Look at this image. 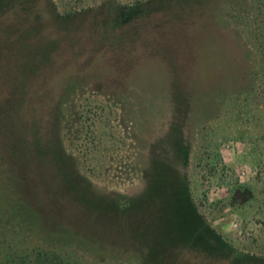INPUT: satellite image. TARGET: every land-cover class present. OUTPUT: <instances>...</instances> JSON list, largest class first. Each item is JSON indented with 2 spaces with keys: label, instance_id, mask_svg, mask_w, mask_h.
Segmentation results:
<instances>
[{
  "label": "rangeland",
  "instance_id": "rangeland-1",
  "mask_svg": "<svg viewBox=\"0 0 264 264\" xmlns=\"http://www.w3.org/2000/svg\"><path fill=\"white\" fill-rule=\"evenodd\" d=\"M224 1L159 2L123 25L116 0H0V225L15 175L26 233L72 264H264V50L223 21ZM55 129L75 171L49 151ZM169 167L221 249H162L161 229L183 234L177 211H113L149 207ZM239 185L249 200L233 206Z\"/></svg>",
  "mask_w": 264,
  "mask_h": 264
},
{
  "label": "trees",
  "instance_id": "trees-1",
  "mask_svg": "<svg viewBox=\"0 0 264 264\" xmlns=\"http://www.w3.org/2000/svg\"><path fill=\"white\" fill-rule=\"evenodd\" d=\"M108 1L113 2L114 0ZM175 1H182L185 3H187L186 1H190L194 4L197 2L201 3V1L206 3L208 0H132V2H125L124 4L116 0L119 9V22L123 25H128L139 17L145 15V12H148V9L157 5V3H171ZM220 7L222 8H219L221 12L220 14L223 15V21L227 25L238 28L241 35L248 38L250 42L257 41L264 50V0H225ZM69 16L74 17L75 15L69 14ZM56 119L58 120V117H56ZM53 133H55V138H52L53 140L51 139L49 141V151L55 152L53 157L58 159L63 170L70 169L71 167L72 170L75 171L73 155L68 154L64 149L59 130L55 129ZM177 150V155L182 159L185 165L189 158L188 149L185 146H181V144H177ZM159 171L158 177H160L159 180L162 187L157 186V189L158 193L160 191L162 193L161 195L158 194V196L155 194L157 198L154 196L150 197L151 199H148L150 201L147 203L149 207L145 209L141 206L137 209L136 204L130 206L124 201V208L113 206V211L117 214L124 211L125 217L126 215L130 216L131 213L137 215L143 212V210L144 212H153L156 210L158 212L160 211L162 216L168 218L170 215H166L165 212H170L171 214V212L174 213L177 211L178 215L186 221V226L183 225L182 228H180V232L183 234L180 235L178 228H175V230L174 228L167 229L165 227L161 229L159 231L160 233H157L158 237L156 241L161 245L162 249H190L192 247H201L203 250L221 249L224 240L209 227L206 220L199 213L191 196L186 178L184 176H178V172L172 170L170 167L163 171ZM20 173L22 174V172ZM14 177L15 190L9 199L11 212L14 216L13 219L9 220L8 228L6 225H0V254H2V257H0V264H72L71 257L58 250L62 245L51 239H44V237L39 234L36 237H33L26 233L25 225L28 224L30 215L24 204L26 199L25 190L21 183V181L23 182L24 180H20V177L17 176V178L15 175ZM79 191H82L85 196L90 195V191L88 192L86 188H79ZM247 193H250V189L239 185L232 193V198L230 200L231 204L236 206L240 201V198L242 199L241 202L245 203L249 200ZM242 196L246 197L245 200ZM6 200V193L4 191L0 192V205L1 202H5ZM144 205L145 204H143V206ZM152 207L153 210H150ZM1 212L2 211H0V214ZM173 213L171 215H173ZM7 233L12 234V242L7 238ZM162 235L163 238H161ZM159 240L161 241L159 242ZM44 241L48 243V248H45L43 245L45 244ZM158 243L152 242V245L150 244L151 246L146 248L148 249L150 247L153 249L154 244ZM46 249L57 250L51 251ZM3 252H6V254L3 255ZM250 260L254 261L255 259L250 255L240 253H237L234 259L236 263L239 261L250 262Z\"/></svg>",
  "mask_w": 264,
  "mask_h": 264
},
{
  "label": "built area",
  "instance_id": "built-area-1",
  "mask_svg": "<svg viewBox=\"0 0 264 264\" xmlns=\"http://www.w3.org/2000/svg\"><path fill=\"white\" fill-rule=\"evenodd\" d=\"M245 175H246V173H245V172H242V177L245 176ZM231 226H232L233 229H237V228H239L241 225H240L239 222H237V221H233V222L231 223Z\"/></svg>",
  "mask_w": 264,
  "mask_h": 264
}]
</instances>
